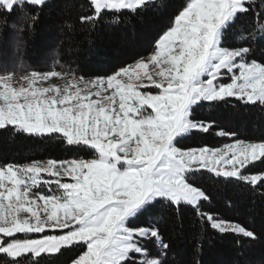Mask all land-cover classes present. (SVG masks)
Returning a JSON list of instances; mask_svg holds the SVG:
<instances>
[{
	"label": "snow or ice",
	"instance_id": "6c2138e0",
	"mask_svg": "<svg viewBox=\"0 0 264 264\" xmlns=\"http://www.w3.org/2000/svg\"><path fill=\"white\" fill-rule=\"evenodd\" d=\"M152 3L86 0L88 12L80 21L108 14L118 23L123 14L135 15ZM45 4L0 0V21L7 25L11 18L12 29L24 32ZM241 18H247L245 28L236 27ZM258 35L264 38V0H183L154 38L150 55L111 75L86 80L71 71L33 70L20 76L27 86L13 87L14 71H4L0 128L60 134L67 145L86 146L94 155L0 165L2 264H21L26 255L38 264L42 254L75 247L84 250L71 264H165L170 245L150 211L160 201L191 207L220 234L255 238L246 227L201 211L209 197L188 176L206 169L258 186L264 175L244 173L264 163V141L233 139L222 148L179 147L178 141L212 127L193 118L203 103L235 98L264 105V63L248 59ZM52 78L64 80L63 86H36ZM42 188L47 192L33 191Z\"/></svg>",
	"mask_w": 264,
	"mask_h": 264
},
{
	"label": "trees",
	"instance_id": "16d2710c",
	"mask_svg": "<svg viewBox=\"0 0 264 264\" xmlns=\"http://www.w3.org/2000/svg\"><path fill=\"white\" fill-rule=\"evenodd\" d=\"M182 2L153 0L148 9L140 13L123 14L118 23L105 14L83 24L80 16L88 12L86 0H46L44 8L37 12L34 27L24 32L12 29L11 18L7 25L0 21V54L6 53L9 62L0 65V75L6 70L24 73L53 68L71 71L84 78L110 75L152 51L154 38L164 30ZM147 26L155 28L146 40L147 47L143 48L139 36ZM246 26L247 18L237 20V28ZM13 34L18 35L17 40L22 49L27 50L26 55L24 51L23 55H11L8 39ZM126 35L135 39L130 47L118 41ZM54 38L59 40L57 48L50 47ZM231 42L230 30L225 44ZM250 46L252 52L248 59L264 63V38L258 35ZM47 51L51 52L50 58L43 57ZM193 118L209 122L212 127L206 133L194 131L180 139L179 147L214 148L233 139L264 141V105L229 98L226 102L201 104L194 109ZM220 131L234 133L235 137L220 136L217 134ZM93 155L86 146L67 145L60 134L32 136L18 132L12 126L0 128V165L46 159H91ZM261 173H264V163L256 162L244 174ZM188 179L209 197L202 201L201 211L238 223L252 231L255 238L220 234L202 222L191 207L181 205L176 208L160 201L150 211L159 222L163 239L170 245L165 264H264V183L253 186L236 178L217 177L206 169L190 173ZM83 250L75 247L56 254H42L38 264H70ZM4 259L0 255V264ZM33 260L26 255L21 264H32Z\"/></svg>",
	"mask_w": 264,
	"mask_h": 264
},
{
	"label": "rangeland",
	"instance_id": "374dc122",
	"mask_svg": "<svg viewBox=\"0 0 264 264\" xmlns=\"http://www.w3.org/2000/svg\"><path fill=\"white\" fill-rule=\"evenodd\" d=\"M154 26H147L143 29V32L140 34L139 36V44L140 46H142L143 48H146V40L149 38V35L150 33L154 30ZM130 35V34H129ZM124 36L122 37V39H119L118 41H120V43L123 42V44H125L127 47H130L132 46V42H134V38L130 37V36ZM18 35H15L13 34L9 39H8V43H9V50L11 51V55H23L22 54V51H24V55H26V49H22V47L20 46V42H18ZM57 45L59 46V40L58 38L57 39H53L52 42L50 43V47L51 48H57ZM50 53L51 52H45L43 57L45 58H50ZM151 51L150 52H147L143 55H141L140 57L136 58L134 61H132L131 63L127 64V65H132L134 64L137 60L143 58V57H147L148 55H150ZM7 58V55L6 53H3V54H0V65H4V64H9L8 60L6 59ZM127 65H124L122 67H125ZM152 70V66L150 65L149 67V71ZM24 73H15L14 75V81H13V87H20V86H27L26 83L24 81H22L20 79V76L23 75ZM3 75V74H2ZM76 75V74H75ZM111 75V74H110ZM77 76V75H76ZM70 78V77H69ZM93 77H89V78H85L86 80L88 79H91ZM127 79V78H125ZM224 82H229L227 79H225ZM49 84H60L61 86H63L64 84V80H61L59 78H52L51 80L49 81H41V82H38V84L36 86H48ZM148 111L150 112L151 110L148 109ZM233 142V141H232ZM232 142H227V143H224L222 144L221 146H218V147H214V148H222L225 144H229V143H232ZM245 142H262V141H245ZM210 148V147H209ZM72 159H75V158H70V159H65V160H72ZM78 159V158H76ZM81 159V158H79ZM47 160L49 159H46V160H36V161H41V162H46ZM57 161H61V160H57ZM32 162V161H31ZM26 163H30V162H26ZM25 164V163H24ZM250 175V174H248ZM261 175H264V173H261ZM44 178L47 179L48 177L46 175H44ZM63 180L65 182H72L71 178L70 177H63ZM33 191H44L45 193L47 192V189L46 188H42V189H34ZM47 234V232H46ZM2 238V234H0ZM30 235V238H38V235L37 234H29ZM18 237L19 238H24V235L23 234H18ZM71 264V263H70Z\"/></svg>",
	"mask_w": 264,
	"mask_h": 264
}]
</instances>
